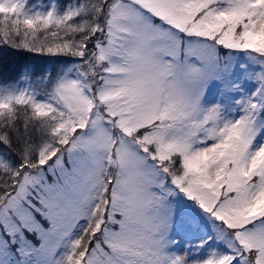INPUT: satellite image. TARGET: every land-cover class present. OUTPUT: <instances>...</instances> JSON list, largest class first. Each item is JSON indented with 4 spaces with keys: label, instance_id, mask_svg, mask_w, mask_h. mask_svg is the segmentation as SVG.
I'll return each instance as SVG.
<instances>
[{
    "label": "snow or ice",
    "instance_id": "snow-or-ice-1",
    "mask_svg": "<svg viewBox=\"0 0 264 264\" xmlns=\"http://www.w3.org/2000/svg\"><path fill=\"white\" fill-rule=\"evenodd\" d=\"M0 37L81 61L44 101L0 94V145L19 144L0 158V264H189L167 251L177 197L211 222L197 247L227 249L191 264H264V0H0ZM211 86L241 98L205 105Z\"/></svg>",
    "mask_w": 264,
    "mask_h": 264
},
{
    "label": "rangeland",
    "instance_id": "rangeland-1",
    "mask_svg": "<svg viewBox=\"0 0 264 264\" xmlns=\"http://www.w3.org/2000/svg\"><path fill=\"white\" fill-rule=\"evenodd\" d=\"M84 2V0L79 1H73L69 4L76 5L78 3ZM56 4L57 10L62 14L64 10L68 7V5L64 9H60L57 5L56 0H46L44 2H37L32 6L26 7V11L35 12L37 10L46 12L49 7H51L52 4ZM159 23V21H157ZM240 56L234 57L235 59L240 60L241 62H244L243 55L244 53H239ZM76 63V62H75ZM80 60L76 64H79ZM65 72L63 73L62 77H66L69 79H74L77 77L76 72V66L73 63H69L65 66ZM64 71V68L62 69V72ZM74 75L75 77L71 76ZM39 81L35 80L31 82L29 77L25 74L21 75V77L10 86H2L0 87V94H6L8 92L18 93L19 91L29 89L33 90L34 87L37 85ZM248 85V84H247ZM252 86L249 85L245 89V92H250ZM234 99H238L241 97V93H235L233 94ZM232 96V97H233ZM229 97H222L220 95L219 90L211 86L209 88L208 93L205 95L204 104L210 105L217 102L223 103L225 105L231 104V102L228 100ZM36 99L38 101H44L46 100V94L43 92L38 93V96H36ZM233 99V101H234ZM234 104L229 106V108H232ZM51 176H49V180L51 181ZM174 206L176 209H178L176 215L173 217L171 222V230L169 232V240L174 241L170 245L169 248L174 250L178 243H182L185 246H189L191 248V252L189 253V264L193 261V258L196 256H201L203 254L205 248H213L215 246H218L220 244L215 243L214 240L209 241L208 244L204 245L203 248H198L197 245L202 241L207 239L208 236L213 235L212 233V225L211 222L205 217L202 219L198 212L199 210L195 208L190 202L183 199V197H179V199L174 201ZM81 225L85 224L86 221L81 220L79 222ZM208 251L207 253H209ZM179 256V254H177ZM204 259H201V261Z\"/></svg>",
    "mask_w": 264,
    "mask_h": 264
},
{
    "label": "trees",
    "instance_id": "trees-1",
    "mask_svg": "<svg viewBox=\"0 0 264 264\" xmlns=\"http://www.w3.org/2000/svg\"><path fill=\"white\" fill-rule=\"evenodd\" d=\"M32 0H27V3H32ZM3 38L0 37V40ZM78 39V37H77ZM20 38H17V43H19ZM92 47V44H89V48ZM76 60L77 58L72 56L57 55L52 56L48 54H39L32 51H26L24 49H17L6 44H0V85L7 82L15 80L23 69L28 68L32 76H35L43 72L44 66L48 63L52 64V71L50 74V83L53 79L55 66L57 63H64L70 60ZM46 81V85H48ZM17 120L16 124L21 129L23 128L26 120V115L31 116L30 108L25 109L27 106H17ZM35 123V121H33ZM31 140L34 144H39L41 141V136L34 129L31 132ZM19 148V144L13 138V148H5L3 145H0V157L5 158V161L10 163L12 166H15L19 163L18 153L15 149Z\"/></svg>",
    "mask_w": 264,
    "mask_h": 264
}]
</instances>
